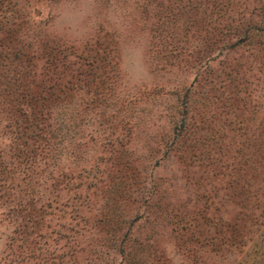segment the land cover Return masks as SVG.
Here are the masks:
<instances>
[{
    "label": "rangeland",
    "instance_id": "rangeland-1",
    "mask_svg": "<svg viewBox=\"0 0 264 264\" xmlns=\"http://www.w3.org/2000/svg\"><path fill=\"white\" fill-rule=\"evenodd\" d=\"M0 264H264V0H0Z\"/></svg>",
    "mask_w": 264,
    "mask_h": 264
}]
</instances>
